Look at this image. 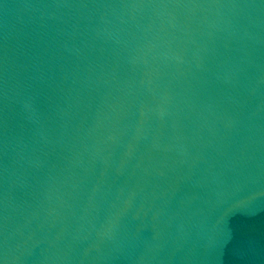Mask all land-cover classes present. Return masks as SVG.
Masks as SVG:
<instances>
[{
  "label": "water",
  "instance_id": "1",
  "mask_svg": "<svg viewBox=\"0 0 264 264\" xmlns=\"http://www.w3.org/2000/svg\"><path fill=\"white\" fill-rule=\"evenodd\" d=\"M0 264H264V0H0Z\"/></svg>",
  "mask_w": 264,
  "mask_h": 264
}]
</instances>
